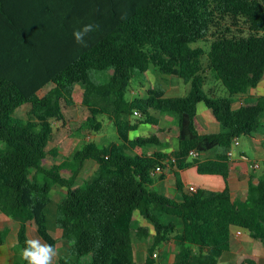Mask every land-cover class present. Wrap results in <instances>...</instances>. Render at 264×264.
I'll return each instance as SVG.
<instances>
[{
  "label": "trees",
  "instance_id": "obj_1",
  "mask_svg": "<svg viewBox=\"0 0 264 264\" xmlns=\"http://www.w3.org/2000/svg\"><path fill=\"white\" fill-rule=\"evenodd\" d=\"M88 25L92 30L77 42L73 33ZM135 72L147 81L146 97L130 100ZM156 72L182 79L189 93L168 96L151 86ZM103 73L111 74L108 83L99 82ZM263 78L264 0H0V210L19 223L21 248L33 226L57 249L47 214L56 183L68 188L56 223L71 244L60 264H137L134 235L149 236L148 224L155 231L151 251L169 244L175 259L159 263L151 255L146 264H220L235 227L264 253V161L245 199L233 198L229 184L234 141L264 133V95H250ZM209 81L214 86L207 88ZM78 84L93 120L100 114L114 120L119 142H90L72 162L48 169L42 161L60 156L48 149L51 121L65 120ZM24 105L37 120L15 115ZM200 105L221 124L219 133L197 130ZM135 111L142 116L132 121ZM152 111L177 120L173 155L162 150L164 130ZM192 150L198 155L191 159ZM214 150L220 151L214 159L199 158ZM89 159L99 164L96 174L75 187ZM168 165L176 168L177 199L156 189ZM193 166L222 176L225 189L186 191L178 170ZM9 231L0 230V246Z\"/></svg>",
  "mask_w": 264,
  "mask_h": 264
},
{
  "label": "rangeland",
  "instance_id": "obj_2",
  "mask_svg": "<svg viewBox=\"0 0 264 264\" xmlns=\"http://www.w3.org/2000/svg\"><path fill=\"white\" fill-rule=\"evenodd\" d=\"M98 78H99V82L105 84L109 82L111 78V74L103 73ZM149 82L150 85L156 84V86L164 88L165 90L172 87L178 88L179 86L180 90L179 91L177 90L176 93H168L169 96H185L189 93L191 89V86L185 83L182 79L170 75H164L161 74L160 72H156L154 75H151ZM146 85H147V81L145 77L139 74L138 72H135V75L130 83L128 92L126 94L127 98L130 100L136 98H145ZM211 86H214V82L209 81L207 88ZM52 87H53L52 84L45 87L43 90L40 91V95L41 96L45 95ZM134 91H139L140 94L135 95ZM84 92H85L84 85L78 84L76 86L75 95H74L75 104L73 106H67V105L65 106L64 109L65 120L54 119L51 121L53 125V134L48 149L58 150L60 156L57 159L53 157H47L46 159H44L42 161L44 167L51 169L56 164L62 165L65 161L72 162L74 160V156L76 152L84 148L90 142H94L99 147H105L109 144L119 142L117 126L114 120H112L107 114H100L97 116L95 120H93L90 109L84 103ZM102 105H104V102H101V106ZM30 109H31L30 105H24L23 107H21L19 110L16 111L15 115L23 119L37 120L35 116L31 115ZM140 116L142 115L134 114L133 116H131V119L132 121H135V119H137L136 117H140ZM152 116L154 118H158L159 120H161L162 123V117H163L162 113L152 111ZM170 124L173 125L172 130H174V127L177 128L176 127L177 123L175 120L170 122L169 125ZM98 125H101V129L99 130H97ZM169 125L166 126L167 130H169L168 129ZM145 133L146 134L144 135L150 136L149 133L147 132ZM238 140L240 142V145L233 146L234 158L238 159L242 157V155H246L249 158V161L246 163V167L253 170V164L257 161L262 162L263 160L262 154H264V145L262 144V137H260L259 135H256L255 137L242 135L241 137L238 138ZM163 147H167V145H164ZM154 148L150 147L148 148V151H152ZM170 153L171 155H173V152ZM212 153H213L212 151L209 152L208 156H212ZM193 157L196 156L191 155L190 158L192 159ZM199 158L202 160L203 159L202 155H200ZM98 167L99 164L95 160L93 159L87 160L78 176L75 187H79L83 185L86 181L92 179L95 176ZM256 172L257 174H261V168H257ZM61 174L63 177L67 179H71L72 177V173L68 169H63L61 171ZM54 184H55L54 185L55 190L53 191L54 202L50 203V205L48 206L47 214L49 219L48 220L49 229L51 233L58 238L57 249H56L57 255L53 260V264H60L62 258L65 257L69 258L70 253L68 251L69 248L71 247V244L66 239L62 238L61 230L57 227V223H56L57 205L60 201L63 200V198H65L68 192V188L60 184H56V183ZM165 188L168 189L167 186L156 187V189L159 192H163V193H165L164 192L166 190ZM166 195L172 197L170 193H166ZM178 224L180 225V223ZM0 226L4 227L5 224L1 222ZM148 226L151 229V231H153V233H151L149 236L145 238L143 237L138 238L136 235H134V241L136 245V263L146 264L147 258L151 255H153L154 259L159 263L162 262L172 263L175 258L173 252L171 251V245L169 244L162 245L159 248L155 249L154 251H151V247L154 242L155 231L153 230L151 225L148 224ZM11 230H12V226H11ZM33 238L41 239L37 235L36 231L34 232ZM12 240L15 243L13 237L11 241ZM155 253H157L156 256Z\"/></svg>",
  "mask_w": 264,
  "mask_h": 264
},
{
  "label": "crops",
  "instance_id": "obj_3",
  "mask_svg": "<svg viewBox=\"0 0 264 264\" xmlns=\"http://www.w3.org/2000/svg\"><path fill=\"white\" fill-rule=\"evenodd\" d=\"M162 89L165 90L164 88ZM177 90H180L179 86L178 88H168L167 90H165V92L166 95H168V93H176ZM250 95H264V78L257 88H254L250 91ZM242 100L244 101L245 98H242ZM174 120L177 122L175 117L168 114H163L162 123L160 120L159 127L164 130V132L161 134V139L163 143L167 145V147H164L162 150L168 153L176 151L179 148L178 126H176L177 128L174 127V130H172L173 125H169V123ZM195 123L197 130L201 134L219 133L222 130L221 124L215 118L212 111L207 109L203 105L199 106ZM167 125H169V130L166 129ZM145 132L147 131L140 130L139 134L144 135L146 134ZM258 135L262 137V144L264 145V133ZM156 149L157 148H154L152 151ZM209 152L211 151H207L201 154L203 157L202 160L214 159L220 151H212V156H208ZM231 159L234 162L229 179L232 196L235 199H245L249 184L252 182L257 183L258 179L261 176V174H257L256 169L262 168L264 154H262V162L257 161L253 164V170L246 167V163L249 161V158L246 155H242V157L236 159L234 158L233 154L231 156ZM257 165H259V167H257ZM175 171L176 168H173L171 165H168L166 170L164 171L167 175L166 179L159 182L156 187L167 186L168 189L165 188V194L170 193L172 197H175L177 199L180 198L181 194L177 186V178ZM178 171L180 174V178L184 183L186 191H188L191 186H195L198 189H204L209 191H222L226 187V182L222 176L201 174L199 173L196 166ZM1 222H3L5 226H0V230H4L5 228L9 227L10 231L5 244L0 246V264H15L16 262L23 261V259L21 258L22 248L18 242V232L20 228L19 223L8 217L0 210V223ZM35 231V227H29V235L31 239H34L33 235ZM151 233H153V231ZM12 237L14 238L15 243L13 240L11 241ZM247 259H252L258 262L259 264H264V253L262 249V244L256 240H253L245 232L239 233V229L235 227L232 229L231 234V248L222 256L220 264H244Z\"/></svg>",
  "mask_w": 264,
  "mask_h": 264
},
{
  "label": "clouds",
  "instance_id": "obj_4",
  "mask_svg": "<svg viewBox=\"0 0 264 264\" xmlns=\"http://www.w3.org/2000/svg\"><path fill=\"white\" fill-rule=\"evenodd\" d=\"M91 30V25L85 26L83 30L73 33L74 38L77 42H81L83 35ZM25 245L21 250V258L27 264H53L57 253L52 245L43 242L41 239L26 240Z\"/></svg>",
  "mask_w": 264,
  "mask_h": 264
},
{
  "label": "built area",
  "instance_id": "obj_5",
  "mask_svg": "<svg viewBox=\"0 0 264 264\" xmlns=\"http://www.w3.org/2000/svg\"><path fill=\"white\" fill-rule=\"evenodd\" d=\"M134 93L137 95V94L139 93V91H134ZM135 114L140 115L141 113L138 112V111H135ZM234 144L239 145V140L236 139V140L234 141ZM190 154L193 155V156H197V155H198V152L195 151V150H192V151L190 152ZM229 154L232 156V155H233V151H230ZM172 161L175 162V161H176L175 158H173ZM257 167H259V165H257ZM161 170H162V169H161L160 167L157 168V172H160ZM189 190H190V192H193V191H194V192H197V191H198V188L195 187V186H191ZM239 233H242V232L239 230ZM156 255H157V254H155V256H156Z\"/></svg>",
  "mask_w": 264,
  "mask_h": 264
}]
</instances>
